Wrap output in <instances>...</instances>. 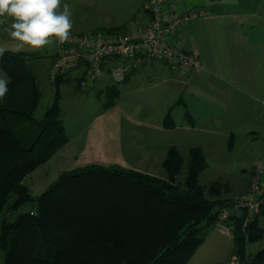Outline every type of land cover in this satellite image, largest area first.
<instances>
[{
    "label": "trees",
    "instance_id": "trees-1",
    "mask_svg": "<svg viewBox=\"0 0 264 264\" xmlns=\"http://www.w3.org/2000/svg\"><path fill=\"white\" fill-rule=\"evenodd\" d=\"M30 56L5 51L0 58L1 68L11 78L9 91L0 100V216L4 218L6 213H15L27 202H34L31 211L1 225L4 264H67L68 259L93 258L96 249L90 241L94 230L101 235L98 237H104V245L98 249L100 264H187L205 241L221 208L230 201L215 199L223 187L219 181L209 185L207 194L211 197L205 196L200 176L208 165L199 147L190 150L185 187L176 181L186 162L179 150L171 147L163 162L166 180L120 166L89 165L63 172L37 197L30 194L23 183L25 178L69 142L60 86L71 83L74 75L68 73L54 80L58 88L55 100L44 118L35 120L42 96ZM75 81L79 90L78 76ZM116 87L107 88L114 102L119 96ZM101 204L102 212L96 211ZM119 204L116 217L109 222L114 220L127 228L131 242L126 236L107 235L109 228L99 225L113 218L107 212ZM90 212L102 214L101 219L75 226L82 222L81 215ZM235 235L234 254L243 259L247 239ZM248 238H263L256 222L248 229ZM144 254L147 260L141 259ZM256 260L258 264L264 261V251Z\"/></svg>",
    "mask_w": 264,
    "mask_h": 264
},
{
    "label": "crops",
    "instance_id": "crops-1",
    "mask_svg": "<svg viewBox=\"0 0 264 264\" xmlns=\"http://www.w3.org/2000/svg\"><path fill=\"white\" fill-rule=\"evenodd\" d=\"M176 7L207 12L177 32L183 47L199 54L202 67L180 75L166 64L154 62L131 72L122 86L126 93H143L135 110L139 108L153 120L143 121L152 123L142 131L147 139L131 137L125 141L126 149L131 155L137 151L132 148H142L137 151L141 159L156 156L163 163L171 147L184 157L183 147L188 158L190 150L199 147L206 158V171L231 185L230 196L241 195L249 189L256 164L264 161V0H178ZM148 18L146 13L141 24ZM0 31L6 34L1 24ZM2 44L5 51L13 52ZM46 47L43 53L26 54L48 61L51 71L56 51L50 44ZM0 76L8 77L1 66ZM109 86L113 85L107 84L105 89ZM241 131L253 134L256 140L242 143L247 152L239 151L241 155L236 157ZM69 143L56 153L62 159L65 153L61 152ZM248 154L255 155L250 170L242 165L245 158L250 159Z\"/></svg>",
    "mask_w": 264,
    "mask_h": 264
},
{
    "label": "rangeland",
    "instance_id": "rangeland-1",
    "mask_svg": "<svg viewBox=\"0 0 264 264\" xmlns=\"http://www.w3.org/2000/svg\"><path fill=\"white\" fill-rule=\"evenodd\" d=\"M63 2L69 5V10L72 13L73 28L70 31L89 34L98 31L105 33L112 30L125 31L139 26L145 18V5L148 0H63ZM9 23L10 21H4L0 24L6 29ZM2 43L10 46L8 48L13 52L22 51L31 53L37 51L36 53H43L44 50H47L46 46L39 49L27 46L17 49V42L9 36L7 31L6 34L0 33V46H3ZM30 58V67L36 75L42 96L34 114V119L42 120L47 109L53 104L58 88L53 79H51L52 68L50 71L48 61L41 59H38V61L33 56ZM71 77L73 78L71 83H65L60 86V94L66 132L68 137L72 139V143L68 142L69 145L61 152L65 153V158L62 159V154L58 153L46 164L38 168L37 171L25 178L23 183L29 188L30 194L33 197H37L44 193L63 172L89 165L120 166L125 169L140 170L142 173L164 180L168 179V173L163 167L162 161H158L156 156L151 157L149 160H143L141 159L143 157L140 158V154L137 153L142 148H132L131 151H137L131 155H129V149H126L125 141L130 140L131 137L137 135L134 138L135 141L138 138L146 140L147 134L146 132L142 134V131L152 125V123L146 124L143 122L146 120L152 121L151 117L143 116L139 108L135 110L136 106L141 102L143 93H126L125 86H122L123 84L117 85V90L115 91H119V96H117L114 102L111 95H109V90L105 89L107 84H111L109 79L95 86L91 92H84L76 88L78 85L75 81L77 76L71 75ZM99 88L105 90L98 92ZM245 133L243 131L240 132L241 142L238 144L237 150L239 155H236V157H240L241 153L247 152L241 146L242 143L256 140L253 134L246 135ZM77 135L78 138L74 139ZM143 140H139L142 146L145 145ZM133 143L135 144V142ZM184 150L182 147V154L185 157L186 163L176 181L181 187H185L188 177L187 163L189 158ZM248 156L250 159L245 158V162L242 165L247 166L250 170L253 163L251 158L255 155L248 154ZM232 159L234 158L232 157ZM239 165L234 166L239 167ZM216 181L223 184V187L219 189L220 193L219 195H215V199L222 202L230 200L227 205L221 208L220 211H222L224 208L233 205V200L238 195L230 196L232 191L231 185L223 182L225 179H222L220 175L211 174L205 170L200 176V184L206 188L205 196L211 197L207 194V190L209 185ZM33 206L34 202H27L17 212L6 213L4 218L0 216V230L4 220L13 221L17 215L31 211ZM119 206L120 204L114 210L107 212L109 215L112 213L110 217L113 218H108L99 225L103 226L104 229L109 228V234L107 233V235L114 233L119 235V237L126 236L127 238L125 239L131 242V235L127 228H121L120 223H113L114 220L109 222L116 217L115 213ZM102 207L101 204L96 211L102 212ZM101 215L100 213L94 214L91 212L79 215L82 222L75 226L80 227L81 225L91 223L93 219H101ZM256 223L257 228L263 233V238L254 241H250V238L242 232V224L238 225L237 230L240 231L236 233L243 235L247 239L246 256L243 259L234 254L236 235L229 238L219 226H215L214 224L207 231L203 244L197 249L187 264H235L233 259H239L237 264H258L256 258L264 251V216L261 215ZM93 233L92 240L90 241V245L96 249L93 251V258L78 261H70L68 259L67 264H100L101 260L99 257L101 254L98 249L104 245V237H98L101 235H96L95 230ZM84 239H88V237ZM141 259L147 260L146 254ZM4 262L5 252L0 245V264H4ZM261 264H264V261Z\"/></svg>",
    "mask_w": 264,
    "mask_h": 264
},
{
    "label": "built area",
    "instance_id": "built-area-1",
    "mask_svg": "<svg viewBox=\"0 0 264 264\" xmlns=\"http://www.w3.org/2000/svg\"><path fill=\"white\" fill-rule=\"evenodd\" d=\"M178 0H150L145 5L148 21L125 33L89 34L73 31L66 41L53 39L56 51L51 79L72 73L79 77L80 90L91 92L98 84L110 80L111 85L124 84L135 69L154 62L166 64L180 75H188L202 67L199 54L186 50L177 38L179 27L203 17V9L181 11ZM264 164L257 163L251 176L249 189L234 198L233 205L219 212L215 226L224 234L234 237L239 224L247 230L264 214ZM239 259H233L235 264Z\"/></svg>",
    "mask_w": 264,
    "mask_h": 264
},
{
    "label": "clouds",
    "instance_id": "clouds-1",
    "mask_svg": "<svg viewBox=\"0 0 264 264\" xmlns=\"http://www.w3.org/2000/svg\"><path fill=\"white\" fill-rule=\"evenodd\" d=\"M10 21L5 29L16 48L39 49L53 39L66 41L73 28L72 13L63 0H0V23ZM5 48L0 47V58ZM10 77L0 76V100L9 91Z\"/></svg>",
    "mask_w": 264,
    "mask_h": 264
}]
</instances>
